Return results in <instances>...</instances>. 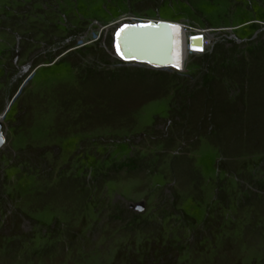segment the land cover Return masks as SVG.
I'll return each mask as SVG.
<instances>
[{"label":"rangeland","instance_id":"rangeland-1","mask_svg":"<svg viewBox=\"0 0 264 264\" xmlns=\"http://www.w3.org/2000/svg\"><path fill=\"white\" fill-rule=\"evenodd\" d=\"M143 19L212 44L125 61ZM9 101L0 264H264V0H0Z\"/></svg>","mask_w":264,"mask_h":264},{"label":"water","instance_id":"water-1","mask_svg":"<svg viewBox=\"0 0 264 264\" xmlns=\"http://www.w3.org/2000/svg\"><path fill=\"white\" fill-rule=\"evenodd\" d=\"M172 27L167 21H147L145 23L126 24L118 30L116 41L119 53L125 61L147 63L153 69H168L171 53ZM177 28V27H175ZM0 113V147L5 137L2 119L10 105Z\"/></svg>","mask_w":264,"mask_h":264},{"label":"built area","instance_id":"built-area-1","mask_svg":"<svg viewBox=\"0 0 264 264\" xmlns=\"http://www.w3.org/2000/svg\"><path fill=\"white\" fill-rule=\"evenodd\" d=\"M176 27L181 34L179 45L180 51L183 53L180 54L182 55V63H180L179 66H174L173 69L182 70L186 58V49H188L189 53L191 54H201L205 52V50H207L212 44V35L209 34L210 30L206 28L188 29L187 27L183 26V23L182 25H176Z\"/></svg>","mask_w":264,"mask_h":264},{"label":"bare ground","instance_id":"bare-ground-1","mask_svg":"<svg viewBox=\"0 0 264 264\" xmlns=\"http://www.w3.org/2000/svg\"><path fill=\"white\" fill-rule=\"evenodd\" d=\"M147 21H149V20H145V19L141 20L142 23H145ZM151 21H163V20L154 19V20H151ZM169 23H170V26H173V27H172V35H171V53H170V58H169L168 64L172 63V65H167V67L180 65V63H182L181 62L182 55H180V54L183 53V52L180 51V45H179L180 44V39H181V34H180L178 28H175L176 25H178V24L182 25V23L181 22H175V21H173V22L169 21ZM183 26L188 27V25L186 23H183ZM186 51H187L186 52V56L191 54V53H189L188 49H186Z\"/></svg>","mask_w":264,"mask_h":264},{"label":"snow or ice","instance_id":"snow-or-ice-1","mask_svg":"<svg viewBox=\"0 0 264 264\" xmlns=\"http://www.w3.org/2000/svg\"><path fill=\"white\" fill-rule=\"evenodd\" d=\"M118 35H119V33H118ZM0 142H2V138H0Z\"/></svg>","mask_w":264,"mask_h":264},{"label":"trees","instance_id":"trees-1","mask_svg":"<svg viewBox=\"0 0 264 264\" xmlns=\"http://www.w3.org/2000/svg\"><path fill=\"white\" fill-rule=\"evenodd\" d=\"M158 72H156V74H157Z\"/></svg>","mask_w":264,"mask_h":264}]
</instances>
